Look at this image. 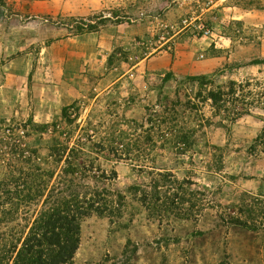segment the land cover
I'll return each mask as SVG.
<instances>
[{
    "label": "rangeland",
    "instance_id": "1",
    "mask_svg": "<svg viewBox=\"0 0 264 264\" xmlns=\"http://www.w3.org/2000/svg\"><path fill=\"white\" fill-rule=\"evenodd\" d=\"M10 165L112 202L74 264H264V0H0ZM176 181L184 218L151 213ZM6 189L0 239L43 205L7 225Z\"/></svg>",
    "mask_w": 264,
    "mask_h": 264
},
{
    "label": "trees",
    "instance_id": "2",
    "mask_svg": "<svg viewBox=\"0 0 264 264\" xmlns=\"http://www.w3.org/2000/svg\"><path fill=\"white\" fill-rule=\"evenodd\" d=\"M212 100L217 102L213 95ZM26 163L30 165L29 162ZM47 177L49 175L41 174L38 167L30 166L24 169L12 166L8 178L0 183V186L7 188L5 200L2 202L9 205L8 210L2 211L7 225H14L12 223L16 221L15 216L21 205H32L43 199V205L36 212L29 226L22 230L18 229L17 224L7 231L5 238L0 239V264H74L80 244L81 223L84 219L93 214L114 215L112 202L106 200L104 193L93 192L92 198H87V195L81 197L72 179L62 183L65 189L63 186L58 189L54 187L48 189L50 180H47ZM173 183L176 192L180 191L182 194L173 191L172 195L167 196L164 193L167 197L163 201L159 200L155 204L146 206L151 213L161 211L166 212V215L172 213L175 219L184 218L186 211L182 207L188 202L184 198L188 194L183 192L182 184L177 181ZM47 190L48 193L45 195ZM145 202L146 198H144ZM118 210L122 211V208L120 210L119 207ZM236 223L245 226L240 221Z\"/></svg>",
    "mask_w": 264,
    "mask_h": 264
},
{
    "label": "built area",
    "instance_id": "3",
    "mask_svg": "<svg viewBox=\"0 0 264 264\" xmlns=\"http://www.w3.org/2000/svg\"><path fill=\"white\" fill-rule=\"evenodd\" d=\"M199 30L201 31V34L203 35L204 38L210 35V31L203 28L202 26H199Z\"/></svg>",
    "mask_w": 264,
    "mask_h": 264
}]
</instances>
